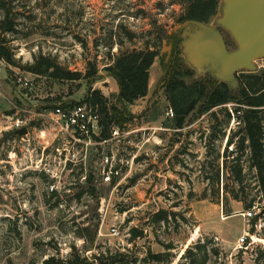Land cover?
Masks as SVG:
<instances>
[{
	"label": "rangeland",
	"instance_id": "1",
	"mask_svg": "<svg viewBox=\"0 0 264 264\" xmlns=\"http://www.w3.org/2000/svg\"><path fill=\"white\" fill-rule=\"evenodd\" d=\"M10 1L17 27L6 37L12 39L8 44L20 63L13 66L0 59V264L9 258L17 264L32 260L39 264L57 251L66 257L72 245L83 250L85 241L79 233L89 237L96 223V244L130 249L140 260L148 250L166 252V246L172 245V264H177L189 245L209 239L219 248L220 257H212L208 264H264V229L256 231L261 242L255 240L248 250L238 245L251 228L242 216L248 209L246 202L253 200L264 209L256 171L249 167L247 154L241 158L242 184L223 168L216 183L215 165L223 166L228 138L238 129L234 116L225 123V110L232 112L235 104L216 107L183 129L172 128V118L166 116L169 104L161 90L171 65L164 63L171 50L167 41L189 0ZM2 17L0 11V20ZM159 30L168 37L158 38ZM221 31L228 47L235 48L229 35ZM155 44L160 56L150 72L149 94L125 111L132 115L127 123L140 132L134 137L138 146L125 150L129 164L121 184L114 187L93 180L95 191L90 193V186L80 176L94 171L92 149L84 167H72L60 179L53 178L51 175L62 172L60 160L65 157L58 149L66 147L43 119L29 118L25 111L40 114L54 104L81 102L90 87L113 100L118 86L103 70L108 51L153 49ZM39 53L55 57L67 70L81 72L82 78L56 80L22 69ZM180 55L181 51L180 61L189 67ZM255 65V72L264 71V59ZM93 67L100 77L95 82L84 77ZM19 77L33 81L34 89L25 90L17 82ZM198 77L195 72L194 78ZM17 119L30 126L26 134L13 137L8 132L14 130ZM143 153L148 154L145 162ZM237 156L236 152L230 154L228 161ZM52 184L62 199L60 205L51 195ZM159 210L172 213L168 222H154L153 215ZM132 228L142 236L131 240ZM140 260L137 264H145Z\"/></svg>",
	"mask_w": 264,
	"mask_h": 264
},
{
	"label": "trees",
	"instance_id": "2",
	"mask_svg": "<svg viewBox=\"0 0 264 264\" xmlns=\"http://www.w3.org/2000/svg\"><path fill=\"white\" fill-rule=\"evenodd\" d=\"M219 8V0H189L186 11L178 19V23L187 20H197L210 22L216 15ZM12 1L0 0V11L3 15L0 20V59L9 65L19 66L20 61L16 59L14 52L9 46L12 39L6 37L7 32H15L17 27L16 13L13 11ZM158 38L168 37L164 31H158ZM132 38V37H130ZM232 42V41H231ZM230 44L227 42V45ZM232 44L235 46L234 42ZM108 64L103 68L104 72L115 79L118 92L113 100L105 97L99 89H92L81 102H88L99 107L100 113L104 116V133L112 124L123 126L132 119V115L126 113L128 106L146 98L151 89L152 75L150 74L156 59L160 56V51L155 44V48L130 49L114 53L111 50L107 53ZM55 57L39 53L34 57L33 62L22 66V69L38 76H49L56 80H76L82 78V73L70 71L61 67ZM93 63V62H91ZM195 71L184 66L178 57L174 63L168 67L162 92L169 107L174 112L171 127L183 129L190 125L194 118L209 113L214 108L229 103L235 104L232 112L225 110V123L229 124L232 116L238 120V129L235 130L227 142V154L223 162L215 165L216 183H219L220 172L230 170L235 180L242 184L243 166L241 158L247 154V162L250 168L255 169L257 184L264 197V71L249 72L242 71L237 74L239 87L231 90L229 86L213 79L209 74L194 78ZM85 78H90L95 82L100 77L96 67L89 71ZM67 103V102H66ZM71 103H76L71 101ZM56 104L51 106L53 108ZM217 118V114H213ZM8 134L18 137L16 130H11ZM235 145V151L229 152L228 146ZM236 152L238 156L228 161L230 154ZM216 164V163H215ZM213 163H211V166ZM86 183L90 186V193L93 195L95 188L93 184V174L87 175ZM84 193H80L81 197ZM52 196L57 197V205L62 199L60 194L53 190ZM255 205V201L246 202L248 209ZM171 212L159 210L153 215L154 222L169 221ZM175 215V214H173ZM258 217L252 220L255 223ZM88 231L89 227H82ZM99 231V224H94L92 234L79 233L84 239L83 250L72 245V250L66 257H62L59 251L52 253L39 264H137L139 256L130 249L113 250L101 244H96ZM253 231V229H252ZM131 240H136L142 236L137 228L130 230ZM172 245L166 246V252L153 253L147 251L141 260L145 264H172V257L169 250ZM248 250V249H247ZM91 251L90 255L86 254ZM220 250L213 240H198L189 245L177 264H208L212 257L216 260L220 257ZM140 260V261H141ZM5 264H17L11 258ZM30 264H38L34 260Z\"/></svg>",
	"mask_w": 264,
	"mask_h": 264
},
{
	"label": "built area",
	"instance_id": "3",
	"mask_svg": "<svg viewBox=\"0 0 264 264\" xmlns=\"http://www.w3.org/2000/svg\"><path fill=\"white\" fill-rule=\"evenodd\" d=\"M17 82L27 91L34 89V83L30 79L19 77ZM25 112L30 115L29 118L38 116V119H43V123L48 124L53 130L55 137L59 138L66 147L62 151L58 149V154L62 155V153H65V157L63 160H60L62 172L58 176L56 175V177L51 175L53 178L60 179L62 174L72 167H84L89 150L92 149L95 151L96 158V165L94 171H92L95 184L114 185V187L121 184V180L125 178V171L129 164V161L125 159V150L138 146V142H135L134 137L135 134L140 132L139 129H134L130 123L123 126L112 124L108 127L106 133L103 134L105 125L103 124V116L100 113L99 107L88 102L56 104L53 108L41 110L40 114H35L29 110ZM166 116L170 118L174 117L171 107L166 110ZM28 126H30V123L17 119L14 122L13 129L19 130ZM228 149L230 150L229 152L235 151L233 144L228 146ZM147 156V153L141 155L144 162ZM86 179L87 174L82 173L80 176L81 182L85 184ZM54 188L55 186L52 184L50 190L53 191ZM242 216L250 223L251 228L249 232L252 234L255 231L252 235L249 232L244 233L238 240V245L241 248L247 249L257 240L256 231L264 229V209L261 210L255 204L243 211ZM255 217L258 218L255 223H252ZM113 232L117 233L116 229H113Z\"/></svg>",
	"mask_w": 264,
	"mask_h": 264
},
{
	"label": "water",
	"instance_id": "4",
	"mask_svg": "<svg viewBox=\"0 0 264 264\" xmlns=\"http://www.w3.org/2000/svg\"><path fill=\"white\" fill-rule=\"evenodd\" d=\"M218 10L212 22L187 20L173 33L180 35V56L197 76L209 74L233 90L238 72H255L256 61L264 59V0H219ZM221 29L235 48L228 47ZM16 132L24 135L27 128Z\"/></svg>",
	"mask_w": 264,
	"mask_h": 264
},
{
	"label": "flooded vegetation",
	"instance_id": "5",
	"mask_svg": "<svg viewBox=\"0 0 264 264\" xmlns=\"http://www.w3.org/2000/svg\"><path fill=\"white\" fill-rule=\"evenodd\" d=\"M181 41L180 35L177 33H173L170 37H168L167 43L171 46V50L166 53V59L164 61L166 65L174 63L179 57V53L181 51ZM167 57H169L168 61Z\"/></svg>",
	"mask_w": 264,
	"mask_h": 264
},
{
	"label": "bare ground",
	"instance_id": "6",
	"mask_svg": "<svg viewBox=\"0 0 264 264\" xmlns=\"http://www.w3.org/2000/svg\"><path fill=\"white\" fill-rule=\"evenodd\" d=\"M257 241H258V242H261L260 240H258V238H257ZM263 243H264V241H263Z\"/></svg>",
	"mask_w": 264,
	"mask_h": 264
}]
</instances>
